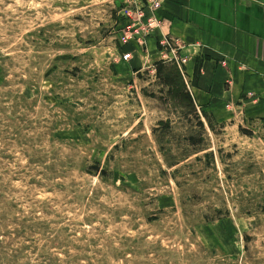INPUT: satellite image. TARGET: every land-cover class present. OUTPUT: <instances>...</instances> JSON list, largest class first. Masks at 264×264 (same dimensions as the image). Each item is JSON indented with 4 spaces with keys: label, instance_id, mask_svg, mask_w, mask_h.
<instances>
[{
    "label": "rangeland",
    "instance_id": "rangeland-1",
    "mask_svg": "<svg viewBox=\"0 0 264 264\" xmlns=\"http://www.w3.org/2000/svg\"><path fill=\"white\" fill-rule=\"evenodd\" d=\"M154 11L0 0V264H264V111L164 82Z\"/></svg>",
    "mask_w": 264,
    "mask_h": 264
},
{
    "label": "crops",
    "instance_id": "crops-1",
    "mask_svg": "<svg viewBox=\"0 0 264 264\" xmlns=\"http://www.w3.org/2000/svg\"><path fill=\"white\" fill-rule=\"evenodd\" d=\"M152 13L161 24L138 54L155 57L165 37L178 38L199 108L223 117L243 102L264 111V0H163Z\"/></svg>",
    "mask_w": 264,
    "mask_h": 264
},
{
    "label": "built area",
    "instance_id": "built-area-1",
    "mask_svg": "<svg viewBox=\"0 0 264 264\" xmlns=\"http://www.w3.org/2000/svg\"><path fill=\"white\" fill-rule=\"evenodd\" d=\"M148 2H151L153 9L157 10L162 7L163 0H148ZM138 17L140 20L145 19L147 17L144 13V10H138ZM160 24L161 20L156 17L152 16L147 18L146 24L141 28V31L138 28H134L135 26H132L134 30L127 33V35L124 37L125 42H128L134 38L142 43L144 36L150 34V30ZM182 47L183 45L181 44L178 38L167 36L161 41L159 51L161 54V58L164 61L176 64L179 69L183 72V67L186 66L185 64H187V58L181 53ZM183 76L185 78L187 87L192 94L190 80L187 79V76L184 73Z\"/></svg>",
    "mask_w": 264,
    "mask_h": 264
},
{
    "label": "trees",
    "instance_id": "trees-1",
    "mask_svg": "<svg viewBox=\"0 0 264 264\" xmlns=\"http://www.w3.org/2000/svg\"><path fill=\"white\" fill-rule=\"evenodd\" d=\"M173 64V63H172ZM173 67L172 70L174 71V73H176V75H173L172 71L170 69H167V70H163L162 69V65L161 64H158V72L159 74L161 75V79L164 81V82H172L174 81V83L179 87V89L182 91V95L184 97V100H185V85H184V82H183V76L182 74L180 75L179 72V68L176 66V64H173ZM179 72H178V70ZM182 76V77H181ZM188 88V87H187ZM189 90V89H188ZM187 90V94H186V101H187V97L188 99L193 102V104L195 105V102H194V98H193V95L191 94L190 91ZM196 107V105H195Z\"/></svg>",
    "mask_w": 264,
    "mask_h": 264
}]
</instances>
